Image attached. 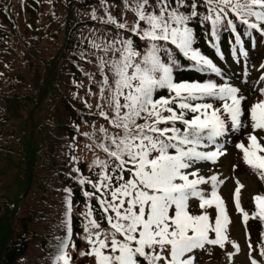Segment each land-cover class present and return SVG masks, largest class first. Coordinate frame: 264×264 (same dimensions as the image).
I'll return each instance as SVG.
<instances>
[{
    "label": "snow or ice",
    "instance_id": "6c2138e0",
    "mask_svg": "<svg viewBox=\"0 0 264 264\" xmlns=\"http://www.w3.org/2000/svg\"><path fill=\"white\" fill-rule=\"evenodd\" d=\"M92 19H102L115 35L111 41H92L102 53L97 57L104 102L99 115L107 126L97 129L101 135L95 148L104 157L94 161L96 180L81 178L79 184L95 190L84 195L98 199L107 226L102 228L89 206L84 213L88 251L82 255L96 264H195L194 253L207 246L232 244L239 252V244L229 239L231 220L219 194L225 180L215 173L203 175V165L227 154L218 140L245 129L248 143L240 140L235 147L264 180V136L257 135L264 132V99L252 102L230 82L229 74L197 46L196 28L210 25L207 44L221 62L226 60L224 31L232 34L230 54L247 58L245 39L254 33L264 37V0H122L119 17L108 10L106 18L93 12ZM185 68L206 78L178 80ZM251 91L264 97V87ZM236 183L234 203L243 223L250 218L264 223V195L254 197L250 217L240 200L244 185ZM193 200L199 214L191 210ZM72 203L69 195V215ZM68 240L61 241L56 264H71Z\"/></svg>",
    "mask_w": 264,
    "mask_h": 264
},
{
    "label": "trees",
    "instance_id": "16d2710c",
    "mask_svg": "<svg viewBox=\"0 0 264 264\" xmlns=\"http://www.w3.org/2000/svg\"><path fill=\"white\" fill-rule=\"evenodd\" d=\"M108 10L119 17L122 0H0V264H56L59 245L68 240L66 225L71 227V264L73 259L83 264L79 254L85 249L84 213L89 206L93 218L107 226L98 199L84 195L95 190L80 185L79 179L95 182L94 161L104 157L95 148L101 135L97 129L107 126L99 115L104 102L97 57L102 53L92 48V41H111L115 32L92 14L106 18ZM126 18L132 19L130 14ZM209 29L208 24L196 28L197 46L229 74L230 82L239 78L247 86L263 77L264 37L254 33L251 40L246 38L248 57L237 59L229 51L232 34L222 32L226 60L221 62L207 44ZM205 78L187 68L177 74L178 80ZM237 170L248 172L243 163ZM14 178L25 190L7 200L3 188ZM256 192L264 194L261 183ZM244 209L251 216L255 205L247 201ZM246 228L258 253L250 251L264 264V223L250 218ZM196 256L222 261L223 249L207 246Z\"/></svg>",
    "mask_w": 264,
    "mask_h": 264
},
{
    "label": "rangeland",
    "instance_id": "374dc122",
    "mask_svg": "<svg viewBox=\"0 0 264 264\" xmlns=\"http://www.w3.org/2000/svg\"><path fill=\"white\" fill-rule=\"evenodd\" d=\"M262 87V85L260 86V88ZM248 88L251 89V87L249 86ZM254 96H258V94H254ZM250 99H252V96L250 97ZM217 106H219L217 104ZM239 149H237L235 147L234 152L238 151ZM228 151V149L226 150V152ZM88 159H90V154ZM224 162L226 163V166L223 168L222 171V175L224 178L227 179L226 184H227V192L230 195V198H228L227 194H223L222 193V198L224 199L226 206H227V211H228V215L231 218V223L228 226V236L230 241L239 244V252H236V249L234 248V246L230 245L231 247V251L229 250V247L226 245L225 248L223 249V258L222 261L218 260V261H211L210 263H205L203 262L202 264H249V255L248 252L246 250V247L243 244V239H242V227L241 225L238 223V219H237V215L234 216L233 212H232V207L233 205H235L234 203V192L235 189L237 188V183H235L232 179L233 176L231 175V170L230 167L228 166L229 163H232L233 166L237 165L239 162L235 160V155H230V157H220L218 162L216 164H205L203 165V168L205 169L202 174H207L209 172L212 171V174H218L217 169H218V165H222ZM211 168V171H207L206 169ZM250 171H252L254 173L255 176L259 178L258 174L253 170L248 168ZM211 174V175H212ZM241 176V175H240ZM241 180L242 176L240 177ZM245 179V178H244ZM261 181H263V185H264V180L260 179ZM244 183V187L241 189V196H240V200L242 202V200L245 202L249 201L248 197L250 195V193L253 191V189L250 187V184L247 182V179L242 181ZM243 185V184H242ZM207 191H210L209 186L205 185L203 186ZM25 190V187L22 188L21 185L19 183H16V178L13 179V182L11 185H7L6 187L3 188V192H2V196L3 198L7 199V200H14L16 199L23 191ZM256 195H262L261 193H257ZM264 195V194H263ZM191 210L195 213V214H199L200 213V209L198 208V202L193 200V202L191 201ZM212 214V216H215V211L214 210H209ZM253 253H258L257 249H256V245L251 248ZM88 251L87 245L85 243V249L79 254V256L81 257L83 264H96L95 259L92 257H89L88 255H82V253H86ZM199 251V250H198ZM196 251L194 253V255L198 252ZM196 257V256H195ZM197 260V257H196ZM201 260H207L206 257H202ZM198 261V260H197ZM74 264L76 263L73 259L72 261ZM199 262V261H198Z\"/></svg>",
    "mask_w": 264,
    "mask_h": 264
}]
</instances>
